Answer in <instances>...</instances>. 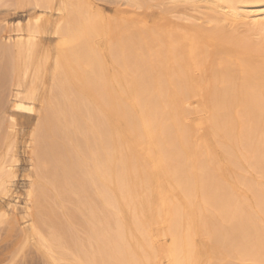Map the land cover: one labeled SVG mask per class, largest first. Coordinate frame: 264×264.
<instances>
[{
	"label": "bare ground",
	"instance_id": "6f19581e",
	"mask_svg": "<svg viewBox=\"0 0 264 264\" xmlns=\"http://www.w3.org/2000/svg\"><path fill=\"white\" fill-rule=\"evenodd\" d=\"M188 1L222 24L205 32L231 53L240 25L264 48V0ZM81 2L31 0L33 14L0 33V93L13 70L0 222L19 213L1 203L17 177L9 128L39 106L14 251L32 246L50 264H264V69Z\"/></svg>",
	"mask_w": 264,
	"mask_h": 264
},
{
	"label": "rangeland",
	"instance_id": "374dc122",
	"mask_svg": "<svg viewBox=\"0 0 264 264\" xmlns=\"http://www.w3.org/2000/svg\"><path fill=\"white\" fill-rule=\"evenodd\" d=\"M28 2L29 3L27 4L25 2V4L22 6L20 5V7L17 3V0H0V33H2L3 30L7 28L8 24H12V22H15L18 19H20L21 22H24V18L26 15H28V12L33 14V9L31 11L32 5H30L31 0ZM87 2H91L94 7L99 10V12H102H100L102 15L108 16L112 19L116 18V15L119 14V9H121L125 13L124 21L128 20L129 18H134V14H138L141 16V18L146 19L144 22L132 21V23L135 25L155 28L156 22L162 23L163 26H167L164 29L167 31L170 38H179L181 35L195 39L201 46L204 48H209L215 54L238 60L246 66L249 72L254 75H259L260 70L262 68L264 69V48H261V50L260 48L259 50L258 48H255L261 38L260 33L250 32L244 25L238 26L235 29V38L229 40L227 43L228 45H235L241 50V52L231 53L223 45L225 41L218 42L205 32V29L213 27L218 29L220 26L222 27V24L219 21L208 19L206 12L203 13V11H199L198 9L194 8V6L188 0H85V2L82 0L81 4H89ZM143 16H148V18H144ZM104 40L99 41L97 44V47L99 48H97L99 54H101V51L104 50L108 45V41ZM103 44L105 45L102 47ZM54 45L55 41L45 43V46L50 48H53L52 46ZM256 60L261 61L262 63L258 65L256 64ZM10 70L11 69H9L7 72L6 81L7 83H10V85L7 84V86L9 85L11 87H6L7 89L4 91V94L0 93V105L2 100L1 95L6 96L7 98L10 94V91L12 90L11 82L13 78V70L11 73ZM232 84L238 86L239 81L232 82ZM9 99L12 100V96H9ZM35 108L37 109H34L32 112H25L26 117L16 116L15 121L12 124L13 126L9 128V139L14 140L16 136L15 140L17 143L18 160L14 168L16 170L17 177L14 182L12 195L9 198L4 199L1 203L5 205L7 201H10L18 208L19 213L17 214L18 218L10 216L6 219L7 222L4 220L6 224H4V221L0 222V252L2 253L4 251L5 254H7L5 255L6 257L8 254H10V256L12 255L13 258L11 259L10 256L7 258L5 256L3 258L0 257V264L49 263H46L47 261H45L41 256H38L39 253L35 252L32 246H27L19 251H17L18 247H16L17 252L14 251L15 247H12V244L14 243V237H8V235L14 233L13 231H22L25 226L23 221L24 219L20 218L22 215L20 212L24 209L25 192L29 186L27 174H34V168H32L31 165H33V159L35 160V157L32 156V151L29 150L30 148L26 146V143L28 140H30L31 132L37 121V111H39L38 104H36ZM12 115L15 116L16 114ZM192 118H195V116H192ZM31 210H34V207L31 208ZM36 210L39 211V209ZM13 223H15V225ZM6 249L8 250L7 253Z\"/></svg>",
	"mask_w": 264,
	"mask_h": 264
}]
</instances>
